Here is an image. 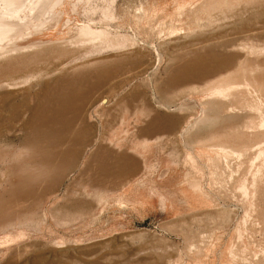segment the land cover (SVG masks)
<instances>
[{"label":"rangeland","instance_id":"obj_1","mask_svg":"<svg viewBox=\"0 0 264 264\" xmlns=\"http://www.w3.org/2000/svg\"><path fill=\"white\" fill-rule=\"evenodd\" d=\"M0 264H264V0H0Z\"/></svg>","mask_w":264,"mask_h":264},{"label":"bare ground","instance_id":"obj_2","mask_svg":"<svg viewBox=\"0 0 264 264\" xmlns=\"http://www.w3.org/2000/svg\"><path fill=\"white\" fill-rule=\"evenodd\" d=\"M12 36V35H11Z\"/></svg>","mask_w":264,"mask_h":264}]
</instances>
